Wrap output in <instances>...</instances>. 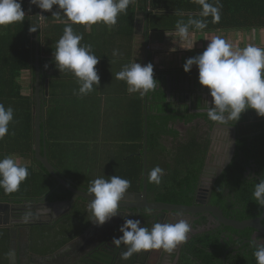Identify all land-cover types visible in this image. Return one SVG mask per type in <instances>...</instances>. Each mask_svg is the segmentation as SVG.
Instances as JSON below:
<instances>
[{
	"label": "trees",
	"instance_id": "obj_1",
	"mask_svg": "<svg viewBox=\"0 0 264 264\" xmlns=\"http://www.w3.org/2000/svg\"><path fill=\"white\" fill-rule=\"evenodd\" d=\"M149 1L151 28L157 31H173L176 29L177 21L183 20L187 23L190 18L207 21V27L202 31L264 27V10L259 5H255V11L250 9L249 11L254 16L262 17L260 19L249 20L237 15L240 0H220L223 7L221 8L219 23H212L211 16L201 17L199 14L202 8L193 0H178L177 5L166 3L170 0ZM210 2H214V0H210ZM147 3L148 0H137V2L133 0L127 12L118 16L119 34L114 36L117 39V45H131V39L135 32L136 12L138 9H146ZM22 7L26 13L23 22L0 26V103H3L5 107H13L14 119L18 121V123L10 124L9 127L10 133L14 132L15 134H9L0 140V158L10 154L19 155L23 158L33 157L34 162L41 165L43 173L45 172L44 174L49 177L47 170L35 157L33 136L31 135L33 101L30 96L22 93V84L18 81V77L26 70L34 74L36 72V34H38V43L41 42L43 52L46 55L49 53V48H54L49 47L53 42L50 37L51 32L64 30L65 27L56 26L52 29L47 21L43 26L41 25V29L37 27V31L32 32L30 28L32 25L35 26L38 21L39 8L36 13V6L25 0H22ZM47 13L50 12L44 13L41 24L44 23ZM78 25L79 28H85L82 24ZM106 34L107 37L101 40L107 41L109 39L108 33ZM84 39L87 44H97L96 41L90 43L89 35ZM38 49L40 52L39 46ZM45 61L51 62L56 67L53 59ZM60 75L62 74L57 69L54 76ZM161 87L148 93L151 100V113L148 115V173L152 168L159 165L165 170V174L160 185L148 182V196L153 201L188 205L195 200L196 190L211 151L210 131L212 128L207 130L201 124H196L197 118H205L206 114L193 113L189 103H183L180 110L171 109L166 92ZM182 121L191 125L183 134L175 127L177 123ZM250 122L248 120L246 123ZM139 141V144L133 149H136L135 156L130 158L128 162L113 166L111 168L113 171L109 174L101 173L98 176L88 177L90 182L85 185L88 187L98 177L110 179L111 176L117 175L130 180L132 184L130 188L142 189L143 114L141 116ZM253 164H255L254 167ZM104 170L105 168H100L101 172ZM29 173L31 178H34V175H42L35 173L33 166L29 167ZM253 174L256 176H252ZM262 175H264V126L252 132L241 129L237 133L236 148L231 162L213 183L210 194L211 203L219 206L225 216L237 220L255 218L261 215L263 206L253 200L252 193L255 183L260 180ZM44 178L48 184L43 191L33 193L25 191L24 185L27 179L21 183L16 192L5 193L0 188V201L22 202L25 199L47 197V201L55 202L71 198L72 193L66 187L57 186L54 179ZM41 193L42 197L38 196ZM87 214L88 216L85 217ZM89 214L88 209L79 204L74 209V215H65L50 225L44 223L33 225L32 237L38 238L34 246L41 253L52 252L60 248L68 240L87 229L92 222L88 219ZM70 218H72V228L67 229L66 224L69 223ZM207 221V216H201L197 225L206 224ZM49 229H53L54 233L46 234L50 231ZM253 232L254 229L251 227L241 230L220 224L205 232L198 233L183 245L178 264H256L253 249L247 241L252 237ZM3 236L5 237V233H3L2 238H4ZM259 237L264 236L260 235ZM237 245L241 246L236 248ZM109 251V248L103 247L100 253L107 255ZM148 254L141 252L134 254L132 258L142 261L148 258ZM224 256L225 260H223Z\"/></svg>",
	"mask_w": 264,
	"mask_h": 264
},
{
	"label": "crops",
	"instance_id": "obj_2",
	"mask_svg": "<svg viewBox=\"0 0 264 264\" xmlns=\"http://www.w3.org/2000/svg\"><path fill=\"white\" fill-rule=\"evenodd\" d=\"M135 1L137 2V0ZM170 1L166 3L178 4V0ZM149 3L150 1L148 0L146 9H138L136 12V17L141 15L149 20L148 55L146 54L145 34H136L134 32V36L132 37L133 43H131V45H117V39L114 36H118L119 34L117 28L118 24L112 27L103 23L91 26L83 25L85 28H79L78 24H72L76 33L83 34L82 44H87L84 42V38H86L87 35H89L90 43L93 41L97 42V44L92 45V50L94 54L99 57L96 68L101 78L100 84L98 87H95L93 92L86 96L81 97L74 94V91L78 92L80 87L76 77L71 75L54 76L57 68L54 67L51 62L45 61L53 59L55 44L63 35L64 30L51 32L50 37L53 42H51L49 47L54 48L48 47L49 51H47L49 53H46V55L43 52L41 42H39L40 64L42 68L46 69L45 76L49 79L48 96H46L44 104L45 114L41 124L43 127V134L45 135V138L42 139V149H46L51 163L65 177L75 181L81 186L87 187L85 183L81 181L84 180L83 178L92 177V175L98 176L101 173L109 174L113 171L111 170L113 166L128 162L130 158L135 156L136 149H133L140 142L141 116L143 114L144 117L145 110L144 95L141 96L138 92L129 94L126 82L115 79V73L121 71L124 65L134 60L145 64L148 60V63H152L154 66V77L158 80L159 86H163L166 83L165 74L186 72L183 67L186 59L202 53L213 38L222 37L232 43L234 47L241 49L249 44L264 48V27L192 31L191 39L196 41L194 48L191 50L181 48L178 39L177 43H175L174 37L166 35V31H157L151 28V16L149 14L151 8ZM255 5H259L264 10V0H240L238 4L239 13L237 15L249 20L262 18L250 13L249 9L255 11ZM53 8L54 9L50 13L46 14L44 24L48 21L49 26L53 29V27L56 26L65 27L67 24L72 23L67 17L63 16V14L60 15L59 19L52 16V12L58 10L56 6ZM145 21L146 20H143L141 22L142 27H145ZM167 32L173 33L175 30H169ZM106 33H108L109 39L107 41L101 40L107 37ZM173 48L176 50L172 51ZM114 50H117L119 55L113 56ZM190 72H196L199 75L198 68L195 65ZM18 81L22 84V93L26 96H30L33 101V128H31V135L33 136V147H35V118L33 107L36 103V72L34 74L28 70L23 71L21 76L18 77ZM199 85L201 88L202 85L200 82ZM171 90L172 98H167L171 109L180 110L182 104H188V102L191 109L206 108L208 102L210 103L212 100L208 89L197 93L194 92L195 98L192 99L190 96L189 101L178 99V89L172 88ZM251 112L256 111L254 109L246 110L244 112L246 113L245 117L235 122L239 125V128H245L248 120L251 122L253 121ZM244 113H242V115ZM206 116L205 119H203L204 117L197 118L196 124H201L203 128L209 130L215 122L211 121ZM190 126L191 125L183 121L175 125V127L181 131V134ZM210 132L212 133V129ZM217 150V146H215L214 149L211 148V161L218 159ZM16 157L22 164L27 163L29 167L33 166L35 173H41L44 177L48 178V180H52L51 176L48 177L47 174H44L45 172L43 173L41 165L36 164L33 157L23 158L19 155ZM90 160L91 162H89ZM101 167L105 168L103 172L100 171ZM141 178L143 179V174ZM141 190L142 189L133 187L129 188L128 192H139ZM38 196L42 197V193ZM76 205H79V203L75 204L73 209H71V206L68 209L69 211L61 217L65 215H74ZM33 211L37 210L34 208L31 212ZM47 211L48 212H43L42 210V213L50 214V217L55 213L54 208H49ZM119 212L120 213L112 219L118 217L119 220L123 219L122 222H124L125 217L129 216L128 212L135 216L137 209L122 207L119 209ZM87 216L88 214L85 217ZM89 218H91V214H89ZM71 220L72 218H70L69 223L66 224L67 229L72 228ZM110 220L102 226H98L91 222L85 231L68 240L60 248L52 252L44 253L39 252L34 246L38 238H33L32 227L31 229L28 228L30 229L28 232L29 237L25 240L27 248L26 250L24 248L22 255L19 254L20 249L22 250V240L19 237L17 227L26 222L20 224L15 223L11 228L0 227V264H171L172 257L174 256L172 255L171 257L170 254H160V252L157 253V258L152 260L146 258L141 261L140 259L131 258L128 261H123L120 258L121 251L126 250L123 245H121L120 248L115 247L113 244L107 245L110 250L108 254L104 255L100 253L101 249L105 246H100L99 248L98 245L95 246L93 243L97 238L94 235L107 228L111 223ZM29 222L31 221L27 223ZM14 229H16V231H14ZM49 230L52 232L49 231L46 234L54 233L53 229ZM3 233H5V237L3 236L4 238H2ZM91 234H93V236H90ZM10 242H13L11 249ZM9 252H13L14 254L9 256L7 254ZM96 252H99L98 256ZM94 254L97 256L96 258ZM152 255H154V253H151V258Z\"/></svg>",
	"mask_w": 264,
	"mask_h": 264
},
{
	"label": "clouds",
	"instance_id": "obj_3",
	"mask_svg": "<svg viewBox=\"0 0 264 264\" xmlns=\"http://www.w3.org/2000/svg\"><path fill=\"white\" fill-rule=\"evenodd\" d=\"M133 0H30V4L37 5L44 11L51 12L53 7L57 11L52 16L67 17L72 23L64 28L63 35L55 44L53 60L56 68L62 75L71 74L77 78L80 85L74 94L86 96L100 84V75L96 65L99 57L94 54L91 44H82L83 34L76 33L72 24L91 26L103 23L109 27L117 24L118 16L126 13ZM201 6L200 16L212 17V23L221 20L220 0H193ZM25 10L22 0H0V26L9 25L25 20ZM42 14L39 15L36 25L30 31L41 29ZM207 27L204 19L190 18L187 23L177 21L175 32L166 35L174 37V42L179 40V46L191 50L195 42L191 39V30H203ZM174 49V50H173ZM172 51L176 49L173 48ZM119 55L117 50L113 56ZM199 71V82L206 86L212 97L208 102L207 117L219 126H227L239 121L242 113L254 109L258 116L264 117V48L249 44L244 48H236L222 37L210 40L207 48L200 54L186 59L183 67L190 72L193 66ZM47 67V65H46ZM115 79L123 80L127 84L129 94L140 93L141 96L155 91L159 86L154 77L152 63L142 64L137 60L123 66L122 70L115 73ZM234 122V123H232ZM18 123L14 119V109L5 107L0 103V140L10 133V124ZM29 166L21 163L15 155H6L0 158V188L5 193L19 190L20 185L29 176ZM165 170L159 165L148 173L149 183L160 185ZM131 187V181L117 175L110 179L98 177L88 186L86 192L94 198L87 203L88 218L98 226L117 216L120 212L125 194ZM253 200L264 206V175L255 183L252 193ZM182 213L178 216L182 217ZM30 214H25L24 220L28 221ZM119 231L123 233L119 238L113 237L112 244L120 248L124 245L126 250L121 251L123 261L130 260L134 254L150 250L162 249L166 253H173L181 244L186 243L192 226L185 218H179L174 223H161L156 221L151 228L141 226V220L125 218ZM256 264H264V237L253 236L250 241ZM9 252L8 255H13Z\"/></svg>",
	"mask_w": 264,
	"mask_h": 264
},
{
	"label": "water",
	"instance_id": "obj_4",
	"mask_svg": "<svg viewBox=\"0 0 264 264\" xmlns=\"http://www.w3.org/2000/svg\"><path fill=\"white\" fill-rule=\"evenodd\" d=\"M36 6V13L38 6ZM145 21V27H142L141 22ZM139 25V26H137ZM141 26V27H140ZM149 30L150 24L148 18L145 19L141 15L137 16L135 19V33L136 34H145L146 36V54L148 55V42H149ZM36 83H35V96L36 103L33 107L34 110V118H35V157L42 163L44 168L47 170L48 174L52 179L55 180L57 186L63 185L66 187L71 193L72 196L66 200H60L55 202L47 201V197H43L40 199H25L22 202H12V201H0V227L3 228H11L13 224L24 223L25 214H31V210L35 208L38 213L48 212L49 208L55 209L54 215L51 216L50 221L57 220L58 217H61L63 214L67 213L69 208L73 209L74 205L77 203H82L87 207V203L90 199L94 198V194L89 195L86 190L87 187L81 186L80 184L74 182L73 180L65 177L49 160L47 151L45 148L42 149V139L45 138L43 134L42 127V118L45 114L44 112V104L45 98L48 96V80L45 76V68L41 67L40 64V52L38 49V34H36ZM148 63L146 61L145 65ZM166 83L161 87L167 94V98H172V88H176L179 90L178 99H184L189 101L190 96L195 98L194 92L204 91L208 89L206 86L199 85V75L196 72H184V73H167L165 74ZM158 87V88H159ZM145 100V110H144V149H143V187L139 192H128L125 194L124 202L121 204L122 207H130L134 209H148L151 211L152 215H161L167 212L174 213H182L183 215L189 218L194 214H211V218L217 221V224H223L225 226H231L235 229H245L247 227L253 228L256 232L255 234H263L264 235V206L263 212L261 215L256 216L255 218L245 219V220H237L235 218H229L224 215L223 210L217 206L210 204L208 199L206 198V192L203 188L198 185L195 195L194 203L191 205L186 204H174L163 201H150L148 197V115L151 113L150 109V96L149 94L144 95ZM189 103V102H188ZM207 108V107H206ZM206 108H196L192 109L194 113H204L207 114ZM207 117V116H206ZM234 123V122H232ZM217 127H223L227 130H232L234 133L232 134V140L229 146V153L226 159V162L223 166H227L229 162L232 160V157L236 148V130L238 124L234 123L227 126H219L216 125L214 131H216ZM43 150V151H42ZM207 161H210V153L208 155ZM222 168H220L217 172V175L222 172ZM216 174V173H214ZM217 176H215L216 178ZM58 209V210H57ZM251 241V240H249ZM238 247V246H237ZM178 258L176 259V261Z\"/></svg>",
	"mask_w": 264,
	"mask_h": 264
},
{
	"label": "flooded vegetation",
	"instance_id": "obj_5",
	"mask_svg": "<svg viewBox=\"0 0 264 264\" xmlns=\"http://www.w3.org/2000/svg\"><path fill=\"white\" fill-rule=\"evenodd\" d=\"M203 119H205V118H203ZM216 125L217 124L214 123V125L212 126V129L213 130H214V128H215ZM217 129H218V132L225 133L227 135H231V138H232V134L234 133V131H232L231 129L230 130H227V129H224L223 127H217ZM239 130H241V128L237 127L236 134L239 132ZM210 134H211V138H212L211 148L214 149V147L217 146V148L219 150L221 148L222 144H219L218 142H216V140L214 139L215 137L212 135L211 132H210ZM223 155L224 154L219 153L218 159H216L215 161H211V160L209 162L206 161V165H205V168H204V170L202 172V176H201V179H200L199 185L206 192V198L208 199V201H209L210 204H212L211 201H210V194H211V189H212L213 183L216 180V178L221 175V173L223 172V170L218 175H217V172H218V170L220 168L224 169L226 167V166H223L225 164V162H226V160H225L226 156L223 158L225 160L223 162H221V159H219V157H222ZM213 162H214V165H213ZM254 166H255V164H253V167ZM214 173H216V174H214ZM215 176H217V177L215 178ZM252 176H256V174H253ZM193 203H191V204H193ZM191 204H188V205H191ZM150 212L151 211H149L148 209H139V210H137V213H135V216L132 213L128 212V215L129 216H127L125 218L139 219V220H141V226H146L148 228H151L152 227V224L154 222H156V221H159L161 223H162L163 220L166 221V219L168 217V214H170V212H167L165 214H161V215L155 216V215H152V213H150ZM171 213H174V212H171ZM174 214L176 216H174L173 219H176L177 220L179 218H185L191 224L192 231L189 234L188 240L191 239L194 235H196L198 233L205 232L206 230H208L210 228H213V227H216V226H219L220 225V224H217V221H215V220H213L211 218V214H209V213H204V214H198L197 213V214H194L193 216H190L189 218H187L185 215H182V217H180V216H178V213H174ZM201 216H207L208 221L206 222V224H200L198 226L197 225V221L201 218ZM50 219H51L50 214L38 213L37 211H33L30 214L29 219H28V221H31V222L27 223L28 222L27 221L25 224H21V225H19L17 227L19 237L22 240V243H21L22 250L20 249L19 254L22 255L23 254V251H24V248H25V250L27 248V246L25 244V240L29 237L28 236V232L31 229V227H33V225H35V224H43V223L44 224H49V225L50 224H53L52 221L47 222ZM122 220L123 219L119 220L118 217H116L115 219H111L110 220L111 223L107 226V228L103 229L102 231H100L99 233H97V234L94 235V236H96L97 240L95 239V242L93 244H95V246L98 245V248L100 246H105L106 248H109L107 245H110V244L112 245L111 242H112L113 237L119 238L121 235H123V233L119 231L120 226L124 223V222H122ZM28 228H30V229H28ZM14 231H16V229H14ZM255 232L256 231L254 230V232L252 234V237L247 240L249 243H250L249 240H251L253 238V236L263 235V234H260V233L259 234H255ZM90 236H93V234H91ZM89 239H91V238H89ZM12 243L13 242H10V249H11ZM184 244L185 243L179 245L174 250V252L170 254L171 257L173 255L174 257H177L178 258L177 261H175V260L173 262L171 261V264L172 263L173 264H178V262L180 260V257H181V253H182L181 252L182 251V247H183ZM19 245H20V243H19ZM241 245H237V246L240 247ZM237 246H236V248H238ZM144 253H149L148 254L149 255L148 258H149L150 255H151V253H155V250H150V251H147V252H144ZM162 254H165L166 255V254H169V253H166V252L163 251ZM223 260H225V256H224V259Z\"/></svg>",
	"mask_w": 264,
	"mask_h": 264
},
{
	"label": "rangeland",
	"instance_id": "obj_6",
	"mask_svg": "<svg viewBox=\"0 0 264 264\" xmlns=\"http://www.w3.org/2000/svg\"><path fill=\"white\" fill-rule=\"evenodd\" d=\"M43 24L44 23H42V25ZM131 43H133V39H131ZM245 115H246V113L241 115L240 119L242 120L245 117ZM251 118H252L253 121L250 122V123H247L245 128H241L242 131L252 132V131H255V130H257V129H259V128L264 126V117L258 116L256 112H251ZM216 131L218 132V130H216ZM216 131H214L212 129V133L215 136V140L219 144H222L221 148L219 150H217V155L219 156V153L224 154L222 157H219V159H221V162H223V161H225L227 159V156H228V153H229V146H230V142H231L232 139H231V135H227V134L221 133V132L217 133ZM225 156H226V158L224 160L223 158ZM89 162H91V160ZM83 179L84 180H81V181L83 183H85V184L90 182V179H88V178H83ZM46 184H48V183H47L46 179L42 175H38V176L34 175V178H31V176H29V178H27V182H25L24 190L27 191L28 193H33V192L41 191V190L43 191V189H45ZM22 189H20V190L22 191ZM150 201H152V200H150ZM174 216H176L174 213L168 214V217H167L166 221L163 220L162 223H174L176 221V219H173ZM158 252H160V254H161L163 252V250L162 249L155 250V253H154V255H152V258L151 257H149V258L151 260L157 258V253ZM96 255L98 256L99 252H96ZM96 255L94 254L95 258L97 257ZM149 258H148V260H149ZM176 258L177 257H172V262L174 260H176Z\"/></svg>",
	"mask_w": 264,
	"mask_h": 264
},
{
	"label": "built area",
	"instance_id": "obj_7",
	"mask_svg": "<svg viewBox=\"0 0 264 264\" xmlns=\"http://www.w3.org/2000/svg\"><path fill=\"white\" fill-rule=\"evenodd\" d=\"M25 1H29L30 2V0H25ZM45 12H48V11H44V10H42V9L39 8V15H41V14L44 15ZM42 19H43V16H42Z\"/></svg>",
	"mask_w": 264,
	"mask_h": 264
},
{
	"label": "bare ground",
	"instance_id": "obj_8",
	"mask_svg": "<svg viewBox=\"0 0 264 264\" xmlns=\"http://www.w3.org/2000/svg\"><path fill=\"white\" fill-rule=\"evenodd\" d=\"M187 217V216H186Z\"/></svg>",
	"mask_w": 264,
	"mask_h": 264
}]
</instances>
